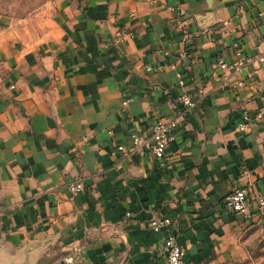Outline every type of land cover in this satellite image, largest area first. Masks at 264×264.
Returning a JSON list of instances; mask_svg holds the SVG:
<instances>
[{"label":"crops","instance_id":"0c3cea01","mask_svg":"<svg viewBox=\"0 0 264 264\" xmlns=\"http://www.w3.org/2000/svg\"><path fill=\"white\" fill-rule=\"evenodd\" d=\"M47 5L41 31L0 21V264H56L77 249L75 264H166L167 237L191 264H244L257 217L242 222L222 199L264 191V116L235 130L264 103V67L225 84L210 65L233 60L234 44L243 57L264 54V0ZM118 28L133 38L115 46ZM178 72L197 107L164 158L118 152L175 115ZM238 79L245 87L232 88ZM75 181L83 191L72 197ZM155 217L170 224L154 233Z\"/></svg>","mask_w":264,"mask_h":264},{"label":"built area","instance_id":"2783aa9c","mask_svg":"<svg viewBox=\"0 0 264 264\" xmlns=\"http://www.w3.org/2000/svg\"><path fill=\"white\" fill-rule=\"evenodd\" d=\"M237 1L242 4L245 0ZM179 17L180 15L178 14V28H181ZM132 38L133 34L131 31L118 28L113 34L112 44L119 46L124 41ZM234 54L233 60L229 62H225L223 59H217L210 65L212 71L222 73V77L220 78L222 83H228V77L238 78L247 66H252L254 68L253 73L258 71L261 67H264V54L243 57L239 51L238 44H234ZM184 57L185 52L180 53V58ZM163 70L164 67L162 65L145 67V71L152 74L161 73ZM176 78L177 87L181 89V92L176 98L175 115L170 119H157L153 121L146 135L138 133L132 134L129 138V148L127 149L124 145H118L116 147L118 152L138 154L140 156L150 155L156 160L164 158L166 149L175 140L178 132V125L194 114L197 107V100L183 90L185 84L184 76L178 72ZM245 85L246 83L243 80L238 79L236 84L232 85V88H243ZM128 104L129 99L124 95L119 109L126 118H129ZM263 116L264 103L253 118L246 112L241 113L240 122L236 125L235 130L240 133L247 132L252 122L261 120ZM245 174L246 172L242 173V176H245ZM68 189L71 196L74 197L83 191V186L80 181H75L68 186ZM222 205L224 210L229 214L244 218L264 216V191L253 194L249 187L236 188L223 197ZM127 216H129V214H127ZM169 224V219L163 217H155L149 220V227L154 233H159ZM161 249L166 264H191L186 260L185 249L177 244L173 237L165 238ZM79 251L80 249H77L73 254L68 255L62 259V261L57 262V264H75L76 255Z\"/></svg>","mask_w":264,"mask_h":264},{"label":"rangeland","instance_id":"374dc122","mask_svg":"<svg viewBox=\"0 0 264 264\" xmlns=\"http://www.w3.org/2000/svg\"><path fill=\"white\" fill-rule=\"evenodd\" d=\"M49 2L50 0H0V21L13 28L17 27L22 36H25L28 30L41 31V27L47 23ZM255 217L258 223L249 226L245 234L243 233L248 257L244 264H264V216ZM239 218L246 222L252 217Z\"/></svg>","mask_w":264,"mask_h":264}]
</instances>
